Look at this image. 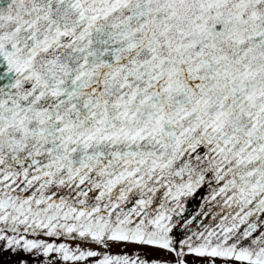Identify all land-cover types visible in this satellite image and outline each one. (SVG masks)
Returning a JSON list of instances; mask_svg holds the SVG:
<instances>
[{"label": "water", "instance_id": "1", "mask_svg": "<svg viewBox=\"0 0 264 264\" xmlns=\"http://www.w3.org/2000/svg\"><path fill=\"white\" fill-rule=\"evenodd\" d=\"M11 203L264 253V0H0Z\"/></svg>", "mask_w": 264, "mask_h": 264}, {"label": "flooded vegetation", "instance_id": "2", "mask_svg": "<svg viewBox=\"0 0 264 264\" xmlns=\"http://www.w3.org/2000/svg\"><path fill=\"white\" fill-rule=\"evenodd\" d=\"M14 208L0 216V264H264V253L245 250L237 239L179 236L180 230L171 237L113 221L99 229L92 217L73 227L56 215L30 213L27 222Z\"/></svg>", "mask_w": 264, "mask_h": 264}]
</instances>
